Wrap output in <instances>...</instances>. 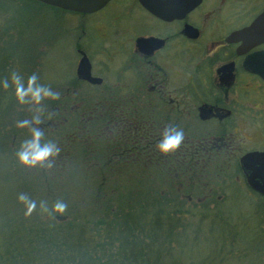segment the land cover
<instances>
[{
  "label": "rangeland",
  "instance_id": "374dc122",
  "mask_svg": "<svg viewBox=\"0 0 264 264\" xmlns=\"http://www.w3.org/2000/svg\"><path fill=\"white\" fill-rule=\"evenodd\" d=\"M133 3L134 0H114L103 10L82 16L46 9L24 0H6L8 19L0 35V47L6 50L0 49V73L18 71L24 77L36 73L42 81L55 79L58 84H66L63 87L71 86L72 91L68 93L73 94L75 100L82 92L93 94L92 87H85L74 79L80 57L77 48L84 49L91 57L96 71L102 61L110 67L103 48L109 47L111 40L123 39L124 35L115 31L105 37L104 31L126 30L128 25L141 31L153 23L138 9H131ZM11 37L12 41H8ZM14 107L9 109V114L14 113ZM4 120L1 114L3 132L6 129L2 125ZM57 122L56 119L50 121L52 131L49 133L54 136L64 129L59 130L56 125L61 122ZM21 130L15 123L12 133L8 132L11 141L7 138L3 142L0 135V145L10 146L11 151L19 150L30 138V134ZM82 151L80 147L77 150ZM81 158L82 155L77 157L66 170L54 172V179L48 176L47 180L23 181L31 175L8 149L0 150V262L7 258L29 259L31 256L33 259L32 250L35 252L32 264H54L56 256L59 257L56 264H83L84 253L101 257L104 250H113L110 252L112 260L116 264L120 262L121 235L116 220L110 219L112 215L103 208V202L105 197L118 191L125 192L120 196L123 200L128 191L134 193L139 188L134 187L135 182L128 183L125 178L116 177V171L103 179L101 173L84 167ZM224 172L227 177L228 172ZM157 180H161L159 184L163 181L162 177ZM226 183V187L215 189L217 194L225 196L222 201L215 200L209 206L188 201L180 211H171L175 219L163 220L162 234L156 239L162 254L157 258L158 264H264L263 200L235 174L228 177ZM23 188L25 195L37 204L31 215H25V205L18 199ZM161 189L165 186L159 188L156 183L153 187V190ZM167 192H170L169 187ZM57 201L67 205L63 214L52 211ZM41 202L47 211L41 208ZM146 202L149 201L131 199L129 206L140 209ZM166 228L172 229L170 236H166ZM47 240L52 245L45 243Z\"/></svg>",
  "mask_w": 264,
  "mask_h": 264
},
{
  "label": "flooded vegetation",
  "instance_id": "af4514ba",
  "mask_svg": "<svg viewBox=\"0 0 264 264\" xmlns=\"http://www.w3.org/2000/svg\"><path fill=\"white\" fill-rule=\"evenodd\" d=\"M134 8L153 23L141 31L130 25L104 31L105 37L115 31L124 35L103 48L110 67L102 61L96 71L79 48L91 63L92 76L101 81L78 79L94 91L80 93L70 110L79 111L83 121L91 112L87 107L100 114L109 111L111 128L101 126L97 144L110 138L116 154L133 157L128 167H224L225 182L196 174L193 183L199 181L211 193L226 187L235 174L247 186L241 158L264 151V0H200L172 20L152 15L138 0ZM139 38L160 42L138 44ZM70 87L62 89L67 93ZM166 124L182 129L184 141L177 151L162 154L155 145ZM206 197L193 196V202ZM223 197L216 194L215 200ZM258 197L264 204V196Z\"/></svg>",
  "mask_w": 264,
  "mask_h": 264
},
{
  "label": "trees",
  "instance_id": "16d2710c",
  "mask_svg": "<svg viewBox=\"0 0 264 264\" xmlns=\"http://www.w3.org/2000/svg\"><path fill=\"white\" fill-rule=\"evenodd\" d=\"M24 1L39 6L41 5L46 9L54 8L56 11H65L36 0ZM8 11L9 7L6 6V0H0V35L3 32L4 22L8 19ZM8 41H12V37ZM0 49L3 50L5 47L1 46ZM4 69L6 70L7 67H4ZM9 75L10 73H0V80ZM74 79L79 81L77 77H74ZM40 81L51 85L53 90L61 93V98L59 100H46L44 102L45 122L39 126L44 131H47L45 132L46 136H44L45 138L42 139L41 143L55 142L59 146L60 152L58 156L53 158V166L51 168L44 165H37L35 168H26L21 165V167L25 168V172L31 175L27 176L23 181L36 182V179L47 180L48 176H50L51 179H54L53 175L56 174L54 172L58 170H66L68 167H71L77 157L82 155V165L84 167L92 168L94 173H101L103 179H106L108 176L111 177V175H113L112 173L116 171L118 173L116 177L125 178L128 183L135 182L134 187L139 188L138 191L134 193L128 191V196L123 200L120 199V196L125 192L116 191L117 194L105 197L103 202V208L109 212L108 215H112L110 219L116 220L118 234L121 235V244L118 251V255L120 254V262L118 264H158L157 258H160L162 254L160 252V246L157 247L158 242L156 239H158L159 234H162L163 220L175 219V215L171 211H180L183 204L188 201L193 202V196H207L203 201L193 202V204L208 206L209 204H212L216 199L215 196L217 193H210L199 181L193 183V176L196 174H203V177H207L211 182H225L226 173L224 172V167H128L130 166L128 163L133 157L130 159L125 156L124 153L116 154L117 152L113 148L114 145H112V140L109 137V139L104 140L106 146L103 144L102 139L100 146L97 144V139L99 138L96 137V133L100 128L108 125L111 128L110 124L112 121L109 120V111H104L100 114L99 109L96 110V112L94 108L87 107L91 112L85 114V116H89V118L83 121V116L79 111L70 110V104L78 100L80 101V96L78 97V100H75L73 94L62 92V86L64 83L63 85L58 84L55 79L53 81ZM85 105L87 104L85 103ZM57 106L58 108H56ZM13 107L14 113L9 114L8 112ZM29 108L30 106L28 105L21 106L16 103L11 89L5 91L0 87V115L2 114V116L5 117L2 125L4 124L3 127L6 128L3 132L0 125V135L2 136L3 142L7 138L10 139V133L8 132L12 133L13 126L18 120L31 119L33 113ZM47 113H54L53 119H56V122L57 120L61 122L59 125L55 124L59 127V130L64 128L57 136L49 133V130L52 131L50 125L52 119H46ZM60 116H65L67 120L62 121ZM99 116H102L103 118H100ZM101 121L104 122L101 123ZM105 121H107V123ZM26 130L22 129L21 131L30 134L29 132H26ZM12 142L15 141L12 139ZM79 147L83 150L80 153L77 152ZM5 149H8L11 155L15 158L18 149L11 151L10 146L0 145V150ZM122 170L127 171L123 173ZM164 174L167 176L166 180L164 179ZM160 177H162L163 181L159 184V181L161 180H157V178ZM156 183L159 185V188L162 186H165L166 188L161 189L160 191H158L159 189L153 190ZM168 187L170 188V192H167ZM25 192L26 191L23 188V193L25 194ZM131 199L132 201H142L145 199L149 202L144 203L140 209H134L129 206ZM171 206L174 207L171 208ZM126 207H128V209H126ZM165 231H167L166 236L172 234L171 228H166ZM45 243L52 245L50 240H47ZM109 247L110 245H108V248ZM110 252L114 251L104 250L101 257H98L95 254L88 255L89 253H84L81 257V261H83V264H116L115 260H112L113 255ZM32 254V258L35 261V252L33 250ZM33 259H31V256L29 259L26 257H22L21 259L14 258L12 260L7 258L3 262H0V264H21V262L22 264H32L31 262ZM58 260L59 257L56 256L54 264H56Z\"/></svg>",
  "mask_w": 264,
  "mask_h": 264
},
{
  "label": "clouds",
  "instance_id": "9594fccd",
  "mask_svg": "<svg viewBox=\"0 0 264 264\" xmlns=\"http://www.w3.org/2000/svg\"><path fill=\"white\" fill-rule=\"evenodd\" d=\"M0 87L5 91L11 89L12 95L18 105L30 106L33 113L31 119H22L16 122L19 129H28L30 138L26 139L16 152L19 163L26 168H35L37 165H44L48 168L53 166V158L59 155L60 148L55 142L41 143L45 132L39 127L45 122L46 100L57 101L61 98L59 91L53 90L51 85L42 83L36 73L27 77L18 71H12L9 76L0 80ZM54 113H47L46 119H53ZM184 141V132L172 125H165L161 132V139L155 145L157 151L168 154L177 151ZM19 201L25 205V215H31L36 210L37 204L27 195L20 194ZM41 208L47 211L46 205L41 202ZM67 205L62 201H57L52 211L63 214Z\"/></svg>",
  "mask_w": 264,
  "mask_h": 264
},
{
  "label": "water",
  "instance_id": "95a60500",
  "mask_svg": "<svg viewBox=\"0 0 264 264\" xmlns=\"http://www.w3.org/2000/svg\"><path fill=\"white\" fill-rule=\"evenodd\" d=\"M45 4L61 9L91 13L101 9L110 0H37ZM138 2L151 14L163 19L172 20L181 18L189 12L200 0H138ZM140 43L160 42L154 38H139ZM81 57L76 66V76L91 83H99L101 78L92 76L91 63L87 55L78 49ZM242 170L245 174L248 185L254 190L264 195V151L249 152L241 158ZM250 164V165H248ZM261 164V165H260ZM260 165L259 167H254Z\"/></svg>",
  "mask_w": 264,
  "mask_h": 264
}]
</instances>
